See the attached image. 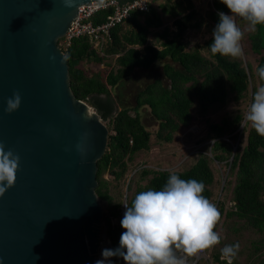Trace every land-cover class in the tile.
I'll return each mask as SVG.
<instances>
[{
    "label": "trees",
    "instance_id": "trees-1",
    "mask_svg": "<svg viewBox=\"0 0 264 264\" xmlns=\"http://www.w3.org/2000/svg\"><path fill=\"white\" fill-rule=\"evenodd\" d=\"M219 11L230 14L221 0H211L206 19L198 14L191 0H150L146 10L131 9L128 17L110 29L109 41L103 48H96L88 35L72 38L66 47L58 40L68 58L72 93L93 106L108 128L106 149L97 160L95 192L101 205L106 203L108 207L103 208L101 219L114 249L119 246L120 232L118 225L112 229L111 217L118 215L124 187L129 191L126 197L130 205L140 191L161 189L169 174L175 172L182 179L202 181L203 195L221 214L219 221L224 229L219 233L220 243L211 251L212 264H227L221 258V249L237 242L240 248L233 264H264V136L250 124L244 128L239 125L256 88L264 83L256 75V68L264 65V25L247 30L248 22L236 18L244 32L240 42L243 54L238 58L212 55V36L186 49V31L198 29L206 21L216 25ZM110 13L111 8L102 9L89 19L101 23ZM163 15L171 18L174 29L163 24ZM246 56L253 57L252 66ZM159 61L163 62L162 73L168 83L154 78L136 92L132 107L118 105L122 101L116 97L123 96L120 88L124 87V79ZM100 64L105 69H92ZM228 104L230 109H226ZM140 107H147L157 120L154 130L142 122ZM223 109L219 117L210 115ZM194 125L197 132L204 127L202 137L192 139ZM177 136L195 147L206 142L187 154L182 168V161L172 168L135 162L154 142L174 148ZM174 152L177 159L178 153ZM216 164L219 169L228 168L218 200L215 187L220 188L221 176ZM227 189L231 190L229 198ZM243 229L259 235L248 241V247L238 235ZM245 248H249L246 253ZM114 264L125 261L114 257Z\"/></svg>",
    "mask_w": 264,
    "mask_h": 264
},
{
    "label": "water",
    "instance_id": "water-1",
    "mask_svg": "<svg viewBox=\"0 0 264 264\" xmlns=\"http://www.w3.org/2000/svg\"><path fill=\"white\" fill-rule=\"evenodd\" d=\"M90 1L0 0V143L20 157L15 184L0 196V264L97 260L96 171L108 129L72 93L58 45ZM17 91L20 107L7 113Z\"/></svg>",
    "mask_w": 264,
    "mask_h": 264
},
{
    "label": "clouds",
    "instance_id": "clouds-1",
    "mask_svg": "<svg viewBox=\"0 0 264 264\" xmlns=\"http://www.w3.org/2000/svg\"><path fill=\"white\" fill-rule=\"evenodd\" d=\"M221 3L226 5L230 14L223 11L217 13L219 20L212 31L209 49L212 55L238 58L243 54L240 42L244 32L237 25L236 18L247 21L252 30L257 25H264V0H221ZM256 75L264 82V65L256 68ZM20 104L21 96L18 91L14 92L7 100L5 111L12 113L18 110ZM249 124L258 135L264 136V83L256 88L239 122L241 128ZM19 160L18 155L11 149L5 151L4 144L0 143V196L15 184ZM204 190L202 181L182 179L177 173L171 172L161 189L140 191L130 205L125 195L118 215L114 217V226L119 227L121 207L124 204L126 211L120 221L124 231L120 235L119 246L115 249L114 245L113 249L104 248L101 253L103 258L96 260L95 264H113L109 259L111 257H121L125 264H187V260L192 264L191 256L203 250L212 261L206 249L220 243L221 237L214 229L221 214L216 205L203 195ZM101 234L100 230L99 239ZM105 235L110 239L106 230ZM239 248V242L224 245L221 258L227 264H233ZM178 251L183 255H177Z\"/></svg>",
    "mask_w": 264,
    "mask_h": 264
},
{
    "label": "rangeland",
    "instance_id": "rangeland-1",
    "mask_svg": "<svg viewBox=\"0 0 264 264\" xmlns=\"http://www.w3.org/2000/svg\"><path fill=\"white\" fill-rule=\"evenodd\" d=\"M191 2L193 3V6L195 7V9L198 12V14L200 16H203L206 19V12H207L208 8L210 7L211 0H191ZM162 18L164 19V21H163L164 25L167 24L168 26H171V18L170 17H168L166 15H163ZM214 27H215V24H212V23L206 21L204 23V25H202L198 29H188L186 31L185 36H184V41L187 42L186 49L190 48L192 45H196V44L200 45V44H202L203 41H205L210 36H212V31H213ZM170 28L174 29V26H171ZM246 29L247 30L248 29L251 30V28H249V27H246ZM63 39H64V37L60 38L61 42H62ZM246 57H247L248 62L250 63V66H252V63H255L253 57L252 56L251 57L246 56ZM162 63H163L162 61H159L152 68H149L147 70H138L137 72L133 73L129 78L124 79V81H125L124 87L120 88V90L123 93V96H121V98L116 97L117 100L120 99L122 101L121 103L118 102V105L132 107L134 105V97H135L136 92L141 87H143L146 83L152 81L154 78L159 77L165 83L166 82L168 83L166 77L162 73V66H161ZM176 64L177 63H173V65H176ZM88 66H90V65H88ZM101 68L105 69V65L104 64H100V65H94L92 67V69L95 70V71L98 70V69H101ZM213 106L215 107L216 104H214ZM230 107H231V105L228 104L226 109H230ZM139 111H140V117H141L142 122L149 129L154 130L157 127L158 122L151 115L149 109L147 107H143V108L140 107ZM223 112H224V109L220 110V111L217 110V112H215V113L213 112L210 115L212 117L214 116V118H216V117H219L220 115H222ZM104 123L106 124V122H104ZM196 129H197V127H196V125H194L193 130H195V133H194L195 135L192 136V139L202 137L203 134H204V127H201V129L198 132H197ZM153 135L154 134H152L151 137ZM173 142L175 144L174 148L173 147H171V148L167 147L166 148V147H162L160 143H155V142L152 143L151 146H150V149L147 152H145V153L142 152V153H140L137 156V159L135 158V162H138V163L141 162L142 165H147V166H155L157 164H159V166H160V164H161L162 168L176 167L179 164L180 161L185 160V158H186L188 153H191V151L192 152L194 151L193 148H199V146H202L204 143H206V142H200L195 147V146H192V145H190L188 143H185V140L182 138V136H177L174 139ZM174 151H177V153H178V155L176 156L177 159H174V156L176 154V152H174ZM165 160L167 162H169L170 164L165 162ZM183 163H184L183 161L180 163V165H179L180 168H182L183 165H185ZM215 166L219 170V174L221 176V181H222L223 175H224L223 172L226 169L224 167H221V169H219L220 165H217V164ZM225 178H226V176H225ZM221 185L222 184L220 182V188H218L217 186L215 187V192L217 191V195H216L217 200L220 197L221 192H222ZM128 193H129V191H127V187L125 186L124 190H123V196H122L121 200L119 201V203L120 202L122 203V200H123L124 196L125 195L127 196ZM230 196H231V190L227 189L226 197L229 198ZM231 202H229V204ZM103 208H105V210L108 209L106 203L102 206V213H103ZM115 220H116V218L112 217L111 225H112L113 228H116L114 226ZM215 228H216V231L218 233H221V231H222L221 229H224V226H223L222 222L219 221ZM100 230H101L102 234H105L106 227H105V223L102 221V219H101ZM238 235H239V238H240V242H243V245L246 243L247 247L250 245L249 242H248L249 240L258 239V237H259L258 234L250 233L249 231H246L245 229H243L240 232V234H238ZM215 246H217V245H215ZM213 248L214 247L206 249L207 252L209 253V255H211V251L213 250ZM244 250H245V253H246L247 250H249V248H245ZM244 254L240 255V259H243V255ZM190 263H191V261L187 260V264H190ZM196 264H203V262L202 261H198Z\"/></svg>",
    "mask_w": 264,
    "mask_h": 264
},
{
    "label": "built area",
    "instance_id": "built-area-1",
    "mask_svg": "<svg viewBox=\"0 0 264 264\" xmlns=\"http://www.w3.org/2000/svg\"><path fill=\"white\" fill-rule=\"evenodd\" d=\"M149 2L150 0H131L129 2L123 3H121L119 0H92L88 3L82 4L79 6L77 15L70 22L65 34L63 35L64 39L60 43H63L66 47L71 42L72 38L79 35H88L90 39L95 41L96 48H103L109 41L110 29L122 21L123 18L128 17L131 9H147ZM107 8H111L112 13L107 15L105 21L95 24L91 19H89L94 13ZM124 203H126V201H124ZM125 211L126 208L124 204H122L121 215L119 218L120 235L124 231V229L121 227L120 221L123 218ZM120 235L117 239L118 244ZM104 248L113 249V244L105 234H101L99 246L96 252L97 260L103 258L101 253ZM177 255H183V253L178 251ZM191 257H193L192 264H195L198 260H203L204 264H212V261L205 250ZM109 259H111L114 264V257Z\"/></svg>",
    "mask_w": 264,
    "mask_h": 264
},
{
    "label": "bare ground",
    "instance_id": "bare-ground-1",
    "mask_svg": "<svg viewBox=\"0 0 264 264\" xmlns=\"http://www.w3.org/2000/svg\"><path fill=\"white\" fill-rule=\"evenodd\" d=\"M90 109V108H89ZM91 110V109H90ZM92 111V110H91ZM113 241V240H112ZM114 243V242H113ZM118 258V257H117Z\"/></svg>",
    "mask_w": 264,
    "mask_h": 264
}]
</instances>
